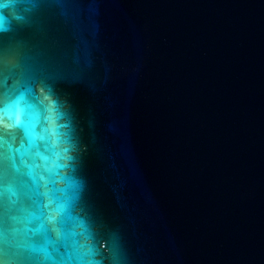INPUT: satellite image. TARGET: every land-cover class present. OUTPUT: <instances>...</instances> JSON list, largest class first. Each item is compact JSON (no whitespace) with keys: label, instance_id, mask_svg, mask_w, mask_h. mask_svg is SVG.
<instances>
[{"label":"water","instance_id":"water-1","mask_svg":"<svg viewBox=\"0 0 264 264\" xmlns=\"http://www.w3.org/2000/svg\"><path fill=\"white\" fill-rule=\"evenodd\" d=\"M0 264H264V0H0Z\"/></svg>","mask_w":264,"mask_h":264}]
</instances>
